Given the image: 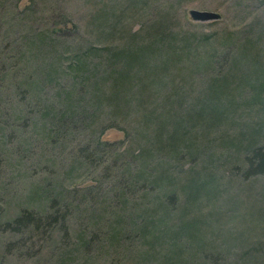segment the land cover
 Instances as JSON below:
<instances>
[{"label": "rangeland", "instance_id": "obj_1", "mask_svg": "<svg viewBox=\"0 0 264 264\" xmlns=\"http://www.w3.org/2000/svg\"><path fill=\"white\" fill-rule=\"evenodd\" d=\"M164 16L175 48L133 67L142 104L114 112L123 66L108 52L129 34L139 48ZM260 71L264 0H0V264H264V174L248 171L251 148L264 149ZM161 126L182 147L143 171V134Z\"/></svg>", "mask_w": 264, "mask_h": 264}, {"label": "trees", "instance_id": "obj_2", "mask_svg": "<svg viewBox=\"0 0 264 264\" xmlns=\"http://www.w3.org/2000/svg\"><path fill=\"white\" fill-rule=\"evenodd\" d=\"M146 3L147 0H132V5L136 4V3ZM150 7V4L147 3V8ZM165 16L161 18V21H159L158 23L154 24L147 32V39L145 41L142 42V44L140 45L139 50L137 49H131V47H137L138 45H135L134 39L131 37V35L129 34L128 36V41L130 44V47H125V48H114V51H110L108 52L109 55L106 56V60L108 59V66H113V67H117V63L121 64L123 66V69L121 70L120 74H117V78H113L112 80V90H111V94H109V96L106 98L107 99V105L109 107H113L114 112H122L124 111V109H128L130 108V106H132V101L131 98H138L137 102L138 104H142V87H140L138 89V91H134V93L132 92V90H134L133 87V82L135 80H139L142 83V78L141 77H136V76H132V74H130V72L133 70V67H135V69H137V67L142 68L143 66L148 64L149 59L152 58V56L155 57V54H159L160 52H164L166 51L167 45L169 44V46H173V48H175L174 44V40L169 41V38L166 35V29H167V23L168 21L165 20ZM143 32L142 29H138L136 32H134V35L139 36L141 33ZM171 36H176L179 35L178 33H173L171 34ZM192 36V38H195V42H198L200 44L205 42V37H196L195 35H190ZM231 40V41H229ZM226 41V39H225ZM223 51L222 54L224 55V52L226 51H232L233 47L237 44V42H233V39H227L226 42L223 43ZM187 45V43H186ZM192 46V45H191ZM238 46V45H237ZM248 46H244L243 50L241 51L242 55L244 56L246 54V48ZM245 50V51H244ZM244 52V53H243ZM180 54L175 51L174 55L172 56V59L174 60L178 58ZM221 55V54H220ZM117 56V57H116ZM235 56V55H234ZM182 58V55L179 56ZM114 58V59H113ZM113 59V63H111ZM255 59V58H252ZM85 60V59H84ZM208 62H210V64H215L217 63L216 57L214 56V58H212L211 60H209ZM232 63H233V67L234 68H239L237 67V59L234 57L232 59ZM83 65V64H82ZM251 67V66H250ZM79 70H81V67L78 68ZM99 74V72H97ZM259 73H264V71H260ZM77 75L79 76L80 79H82V75L80 76L79 73H77ZM76 75V77H78ZM75 76V75H74ZM264 76V75H263ZM244 76H239L240 78V82H242L243 85V78ZM243 78V79H242ZM242 79V80H241ZM227 76H225L222 80L221 83H223L219 88H217V86H215L214 84L211 83V86L214 87V91L217 93V95L220 94V92L225 89L226 83H227ZM105 84V83H104ZM259 85V89L263 88L264 86V80L258 83ZM80 85L82 86H86V83H84L83 79L81 80ZM245 85V84H244ZM101 86V85H100ZM100 93L97 94L98 97H96V100L99 101L98 103V108L100 109V107L102 106L103 102H102V98L104 99L105 94H106V90L100 88ZM106 85H103V87ZM258 86L256 88H258ZM220 89V90H218ZM255 95H257V92L254 93ZM253 94V97L255 96ZM258 98V97H256ZM97 108V107H95ZM204 107H202V109L200 110V115L204 116L205 112H204ZM218 109L214 106L212 112H217ZM211 112V114H212ZM127 114V113H126ZM75 115L74 110H70L69 112H66L64 114H62V118H69V117H73ZM77 115H79V112H77ZM210 120L207 118V121ZM162 129L160 131H154L153 135H149L148 133L143 134V137L146 139V141L148 142V144L150 145L149 147H147L145 150H142V154L144 157L142 159V162L144 164V168L143 171H147L146 167H147V163L154 161V159L160 158V157H167L169 158L170 155H172V157L174 156L175 158H177L179 152L177 148L182 147L181 143L183 142L181 133L179 130L177 131H173V133H168V132H164V127L161 126ZM149 132V131H148ZM187 145V144H186ZM252 150L249 151V155L250 158L248 160V171L251 172V176L254 175H259V174H264V149L261 148H251ZM191 155V153H190ZM160 171H165L164 167L162 168V165H160ZM163 180H166L164 175L162 176H154L153 181L151 183L152 186H161L163 183ZM29 214H24V215H20L19 217H17L15 219V221L13 222V226H23V224H25V222L29 221L31 216H28ZM37 221V219H36Z\"/></svg>", "mask_w": 264, "mask_h": 264}, {"label": "water", "instance_id": "obj_3", "mask_svg": "<svg viewBox=\"0 0 264 264\" xmlns=\"http://www.w3.org/2000/svg\"><path fill=\"white\" fill-rule=\"evenodd\" d=\"M189 17L193 22L211 23L220 20V15L211 11L190 10Z\"/></svg>", "mask_w": 264, "mask_h": 264}]
</instances>
